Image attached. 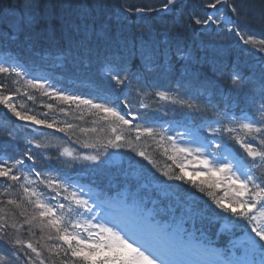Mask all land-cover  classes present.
I'll list each match as a JSON object with an SVG mask.
<instances>
[{"label": "snow or ice", "instance_id": "obj_1", "mask_svg": "<svg viewBox=\"0 0 264 264\" xmlns=\"http://www.w3.org/2000/svg\"><path fill=\"white\" fill-rule=\"evenodd\" d=\"M182 5L183 0H163L158 8L122 5L121 15L124 12L180 14ZM67 6L77 11L74 17L62 20L59 31L53 25L46 30V36L37 38L25 34L21 42L35 49L39 39H48L61 51L70 53L80 47L89 33L95 35L99 31L108 35L111 20L104 16L103 0L91 3L82 0ZM36 7L35 0H27L25 9L29 21ZM202 7L211 11H206L204 16H190V24L205 29L214 26L217 35L236 37L246 46L244 51L264 53V38L257 40L237 23L242 9L235 0H204ZM225 10L232 15L226 17ZM9 39L17 41L19 36L14 33ZM176 56L181 61L204 63L194 60L179 46ZM145 67L152 71L150 64ZM104 71L113 87L119 88L123 99L119 95L115 99H93L68 94L42 82L41 78H27V73L7 60L0 62V74L18 85L12 92L6 83L0 82V104L21 121L54 129L70 142L96 151V154H78L61 144L29 139L19 156L0 157V245L8 248L7 255L0 254V264H264V65L258 81L235 68L230 71L226 77L228 92L220 93L219 100L211 96L201 100L187 93L182 95L178 90L149 92L143 87H134V81L139 85L140 78L131 73L126 64L116 60L108 61ZM211 71L217 78H225L223 70L214 65ZM21 87L28 100L35 99L28 89H35L67 104L68 109L60 108L66 116L73 115L69 109L74 104L79 111V115H73L75 120L84 121L85 113L96 119L92 120L91 127H85L69 120H49L29 114L31 110L24 111L23 104L21 110H17L13 95L21 94ZM180 87L182 85L178 84L177 89ZM157 97L159 99L155 100ZM153 100L157 105L165 101L187 113L199 114L202 123L193 127L187 121H178L176 126L183 131L169 134L174 131L171 125L157 128L151 118L153 111L161 110L160 107L154 109L148 102ZM46 107L51 109L53 105ZM101 133L104 135H99ZM44 136H54V133H41V137ZM148 141L162 148L180 170L179 174L165 171L164 176L181 181L187 177L216 208L235 218L229 223L233 227L239 225L243 235L232 247L241 255L237 256L233 250H217L209 244L157 243L152 230L142 224H135L132 231L121 218L122 211L113 212L111 218L104 215L112 211L111 202L99 201L90 195L85 198L84 189L76 190L69 175L53 178V170L45 172L38 167L41 162L60 161L61 157L71 158L73 162L98 161L102 149L123 147L154 163L148 153L138 147ZM229 141L239 145L244 155L231 150ZM53 150L55 156L51 154ZM61 162L72 166L68 161ZM190 164L198 165L199 169L189 173ZM41 185L54 195H47L40 189ZM129 231H132L131 236Z\"/></svg>", "mask_w": 264, "mask_h": 264}, {"label": "trees", "instance_id": "obj_2", "mask_svg": "<svg viewBox=\"0 0 264 264\" xmlns=\"http://www.w3.org/2000/svg\"><path fill=\"white\" fill-rule=\"evenodd\" d=\"M80 2L82 0H35L37 7L33 13V19L29 21L25 9L27 0H0V39L2 38L9 45H18L25 34H31L37 38L43 37L47 34L46 30L52 28L53 25H56L57 31H59L62 20L74 17L77 11L67 5H76ZM88 2L91 3L93 0H88ZM203 2L204 0H183L180 14L172 12L151 13L145 16L144 19H141L140 16V18L136 17L135 14L124 12L125 19L117 23L118 27L124 28L126 32L128 31L137 42L138 40L142 41L139 46L146 44L145 47L154 50L151 52L153 54L149 57V61L154 63L161 60L163 62L162 70L152 77L156 78L157 82L155 83H158L166 91H171L175 83L184 87L188 68L176 65V58L173 56L169 58L164 48L173 44L180 45L183 39L189 41L188 37L190 36L188 34H190V31L199 28V26L190 24L189 18L192 15H205L207 10L202 7ZM103 3L105 4L104 16L111 20L112 27L116 21L113 19L121 15L122 5L124 7H143L145 5L156 7L160 6L163 0H103ZM235 3L242 9L241 15L236 18L237 23L245 31L254 30L256 34L264 37V0H235ZM202 32L204 34L202 41L209 43L214 31L203 28ZM14 33L18 34L19 40L9 39ZM84 39L101 42L103 38L97 31L95 35L89 33ZM198 41L193 40L191 42H193V45H197ZM148 42L151 43L148 44ZM22 44L29 51H47L52 47V41L48 39H39L35 49L29 44ZM154 53L158 59H156ZM168 62L170 64H167ZM183 69L185 72L182 73ZM181 94L183 95L184 91ZM171 107H173L174 113H178V106L171 105ZM235 150L240 155H244L239 146H235ZM186 182L184 181L185 185L188 183Z\"/></svg>", "mask_w": 264, "mask_h": 264}, {"label": "rangeland", "instance_id": "obj_3", "mask_svg": "<svg viewBox=\"0 0 264 264\" xmlns=\"http://www.w3.org/2000/svg\"><path fill=\"white\" fill-rule=\"evenodd\" d=\"M172 135H175V134L173 133ZM179 142H180V141H179ZM180 143H181V142H180ZM184 143H185V141H184ZM181 144H183V143H181ZM190 165H191L192 167H194V168H195V167H198V165H195V164H190ZM190 165H188V167H190ZM188 167H187V168H188ZM187 171H188V170H187ZM193 178H194V177H193Z\"/></svg>", "mask_w": 264, "mask_h": 264}]
</instances>
